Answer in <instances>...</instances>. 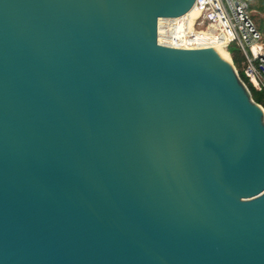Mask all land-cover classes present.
<instances>
[{
	"label": "water",
	"instance_id": "water-1",
	"mask_svg": "<svg viewBox=\"0 0 264 264\" xmlns=\"http://www.w3.org/2000/svg\"><path fill=\"white\" fill-rule=\"evenodd\" d=\"M195 0H0V264H264V109Z\"/></svg>",
	"mask_w": 264,
	"mask_h": 264
},
{
	"label": "built area",
	"instance_id": "built-area-1",
	"mask_svg": "<svg viewBox=\"0 0 264 264\" xmlns=\"http://www.w3.org/2000/svg\"><path fill=\"white\" fill-rule=\"evenodd\" d=\"M193 8L198 14L194 20L180 17L163 19L159 24V19L163 43H159V38L158 43L184 50L210 48L214 43L226 50L228 45L235 44L243 56V73L248 84L264 91V35L256 28L248 3L244 0H195ZM203 33L209 37L196 39V35Z\"/></svg>",
	"mask_w": 264,
	"mask_h": 264
},
{
	"label": "trees",
	"instance_id": "trees-1",
	"mask_svg": "<svg viewBox=\"0 0 264 264\" xmlns=\"http://www.w3.org/2000/svg\"><path fill=\"white\" fill-rule=\"evenodd\" d=\"M244 1L247 3L251 2V0H244ZM255 9L260 14L264 15V0H256ZM252 19H253V17H252ZM253 22H254V19H253ZM255 26L259 32H261V33L264 32V18L262 20H259L258 26L256 24H255ZM226 51L229 54L231 61H232V64H233L234 68L236 69L239 77L247 85L253 101L256 104L260 105L264 109V91L261 89L256 90L251 85L248 84L247 79L243 73L244 62H243V56H242L240 49L235 44H230L227 46Z\"/></svg>",
	"mask_w": 264,
	"mask_h": 264
},
{
	"label": "bare ground",
	"instance_id": "bare-ground-1",
	"mask_svg": "<svg viewBox=\"0 0 264 264\" xmlns=\"http://www.w3.org/2000/svg\"><path fill=\"white\" fill-rule=\"evenodd\" d=\"M198 17V14L197 12L195 11L194 8L191 9L190 12H188L185 16L181 17V18H190L191 20H194ZM164 20L163 19H160L159 20V24H161ZM159 34H158V38H159V43L162 44V38H161V29H160V25H159ZM209 35L208 34H199V35H196V39H206L208 38ZM211 48H215V51L222 57L224 58L225 60H229V57H228V53L226 52V50L224 49V47L218 43H214L211 47Z\"/></svg>",
	"mask_w": 264,
	"mask_h": 264
},
{
	"label": "rangeland",
	"instance_id": "rangeland-1",
	"mask_svg": "<svg viewBox=\"0 0 264 264\" xmlns=\"http://www.w3.org/2000/svg\"><path fill=\"white\" fill-rule=\"evenodd\" d=\"M248 5L250 6V10L252 11V17L254 19V23L258 26V23H259V20H262L264 18V15L263 14H260L256 9H255V6H256V0H251L250 3H248ZM262 34L264 35V32H262ZM228 57H229V60L230 62L232 63L231 61V58L228 54ZM233 65V64H232Z\"/></svg>",
	"mask_w": 264,
	"mask_h": 264
}]
</instances>
